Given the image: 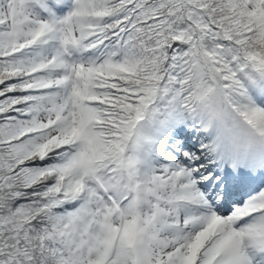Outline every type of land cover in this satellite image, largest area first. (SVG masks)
<instances>
[{
    "label": "snow or ice",
    "instance_id": "obj_1",
    "mask_svg": "<svg viewBox=\"0 0 264 264\" xmlns=\"http://www.w3.org/2000/svg\"><path fill=\"white\" fill-rule=\"evenodd\" d=\"M0 264H264V0H0Z\"/></svg>",
    "mask_w": 264,
    "mask_h": 264
}]
</instances>
